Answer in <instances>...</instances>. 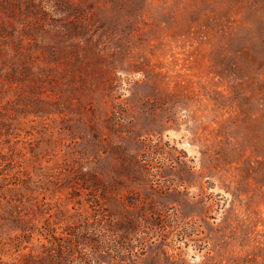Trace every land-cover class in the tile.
Returning <instances> with one entry per match:
<instances>
[{
  "label": "rangeland",
  "instance_id": "rangeland-1",
  "mask_svg": "<svg viewBox=\"0 0 264 264\" xmlns=\"http://www.w3.org/2000/svg\"><path fill=\"white\" fill-rule=\"evenodd\" d=\"M0 264H264V0H0Z\"/></svg>",
  "mask_w": 264,
  "mask_h": 264
}]
</instances>
